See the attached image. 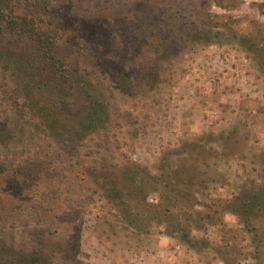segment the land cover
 <instances>
[{
  "label": "rangeland",
  "instance_id": "374dc122",
  "mask_svg": "<svg viewBox=\"0 0 264 264\" xmlns=\"http://www.w3.org/2000/svg\"><path fill=\"white\" fill-rule=\"evenodd\" d=\"M48 3L108 115L59 143L0 93V264H264V0Z\"/></svg>",
  "mask_w": 264,
  "mask_h": 264
},
{
  "label": "trees",
  "instance_id": "16d2710c",
  "mask_svg": "<svg viewBox=\"0 0 264 264\" xmlns=\"http://www.w3.org/2000/svg\"><path fill=\"white\" fill-rule=\"evenodd\" d=\"M73 18L76 27L81 29V20ZM61 23V16L49 7L48 0H0V93L10 110L20 117L25 116L26 111L40 112L39 122L33 123L36 131L59 143L96 133L108 115L91 80L65 58L67 42ZM118 83L125 88V83ZM46 105L49 111L42 109ZM79 112V116H71ZM71 117H77L78 121L73 119L66 124V119ZM16 133L0 129V143L6 145L8 136ZM16 168L17 172H25L23 179L27 180L32 177L35 166L34 162L23 161ZM5 173L6 164L1 162L0 175ZM106 190L105 198L113 205L118 202L120 208L128 202L118 196L119 189H113L112 185ZM126 191L130 194L128 198L138 202L139 189H135V183L129 184ZM262 204H257L258 210L264 206ZM240 213L244 225L255 229L249 225L251 217L244 216V213H253L252 207ZM37 255L35 252L15 264H40Z\"/></svg>",
  "mask_w": 264,
  "mask_h": 264
}]
</instances>
